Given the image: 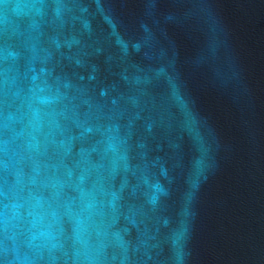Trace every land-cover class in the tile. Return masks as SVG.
Here are the masks:
<instances>
[{"label": "water", "instance_id": "water-1", "mask_svg": "<svg viewBox=\"0 0 264 264\" xmlns=\"http://www.w3.org/2000/svg\"><path fill=\"white\" fill-rule=\"evenodd\" d=\"M0 264H264V0H0Z\"/></svg>", "mask_w": 264, "mask_h": 264}]
</instances>
